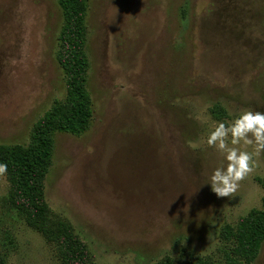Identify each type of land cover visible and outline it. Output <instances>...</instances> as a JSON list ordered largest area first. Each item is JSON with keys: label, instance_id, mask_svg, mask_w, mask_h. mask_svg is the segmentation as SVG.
I'll use <instances>...</instances> for the list:
<instances>
[{"label": "rangeland", "instance_id": "374dc122", "mask_svg": "<svg viewBox=\"0 0 264 264\" xmlns=\"http://www.w3.org/2000/svg\"><path fill=\"white\" fill-rule=\"evenodd\" d=\"M63 22L59 0H0V143L67 98ZM87 29L90 126L55 132L44 217L0 174V264H219L223 230L264 210V152L231 199L206 184L208 132L264 111V0H89Z\"/></svg>", "mask_w": 264, "mask_h": 264}, {"label": "trees", "instance_id": "16d2710c", "mask_svg": "<svg viewBox=\"0 0 264 264\" xmlns=\"http://www.w3.org/2000/svg\"><path fill=\"white\" fill-rule=\"evenodd\" d=\"M64 22L59 34L57 60L68 82L67 98L56 100L34 129L30 145L0 143V163L7 165L15 203L32 215L44 217L45 179L52 165L54 134L57 131L80 134L87 130L93 105L87 88V14L89 0H59ZM224 259L219 264H250L264 242V210L254 209L235 227L222 233ZM230 244V245H229ZM0 257V263L2 262ZM157 264H177L166 258ZM191 264H217L199 257Z\"/></svg>", "mask_w": 264, "mask_h": 264}, {"label": "clouds", "instance_id": "9594fccd", "mask_svg": "<svg viewBox=\"0 0 264 264\" xmlns=\"http://www.w3.org/2000/svg\"><path fill=\"white\" fill-rule=\"evenodd\" d=\"M206 143L221 157L206 184L218 198L231 199L239 182L256 167L254 157L264 152V111L243 110L230 122H218L208 132ZM248 145L252 151L246 150ZM6 171L7 165L0 163V174Z\"/></svg>", "mask_w": 264, "mask_h": 264}]
</instances>
